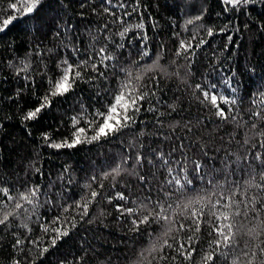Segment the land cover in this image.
<instances>
[{
	"label": "trees",
	"instance_id": "obj_1",
	"mask_svg": "<svg viewBox=\"0 0 264 264\" xmlns=\"http://www.w3.org/2000/svg\"><path fill=\"white\" fill-rule=\"evenodd\" d=\"M8 5L9 0H0V22L17 18L0 31V188L9 189L12 196L37 186L40 192L34 204L21 201L17 215L0 225V264H201L205 253L212 251L206 223L194 234L197 251L190 261L173 249H160L165 240L175 247L172 237L183 242L193 235L176 232L180 223H190L180 215L182 205L210 189L209 179L228 189L238 186L237 200L257 201L234 218L235 252L227 260L218 257L216 264H230L236 256L247 261L244 252H255L254 264H262L264 255L257 245L264 247V193L257 185L264 183L259 175L264 171V148L259 146L264 135H258L264 131V119L252 113L264 115V103H253L264 99V0L235 8L224 0H41L26 16ZM181 41L192 47L184 52ZM100 48L113 56L104 62L107 68L96 55ZM145 50L149 55L141 58ZM89 57L87 70L81 69V77L67 93L49 95L64 61L76 64ZM92 63L98 71L91 69ZM121 69L142 76L137 83L149 98L135 124L89 142L95 126L90 128L88 121L97 110L106 111L124 79ZM198 84L236 101L221 104L226 111L231 109L227 121L202 103ZM45 97L48 103L41 107ZM37 108L41 111L34 118H25ZM78 128L85 132L75 146L52 147L71 142ZM253 153L261 154L262 160ZM138 154L143 157L140 164ZM193 161L202 165L204 182L191 171ZM180 162L185 163L195 192L181 193L167 184V168L175 174ZM118 164L119 175L105 177ZM92 191L99 193L94 199ZM119 193L127 200L119 199ZM84 199L91 203L82 216L76 204ZM155 201L175 209L168 235L164 221L134 229L133 219L147 212L130 216L118 210L120 205L137 208L141 203H148L151 210ZM14 203L8 202V211H16ZM208 219L206 215L204 220ZM57 227L68 234L53 246L57 233L51 229ZM161 255L168 259L161 260Z\"/></svg>",
	"mask_w": 264,
	"mask_h": 264
},
{
	"label": "snow or ice",
	"instance_id": "obj_2",
	"mask_svg": "<svg viewBox=\"0 0 264 264\" xmlns=\"http://www.w3.org/2000/svg\"><path fill=\"white\" fill-rule=\"evenodd\" d=\"M111 3V0H108ZM251 0H224L226 5H229L233 8L239 5H245L250 3ZM41 3V0H9V8L13 11L18 12L21 16H26L35 10V8ZM118 7H125L124 4L118 5ZM107 11V9H105ZM17 17H10L3 19L2 26H0V31H3L7 25H9L14 19ZM199 19V17H197ZM188 23H193V21L189 20ZM137 28H142L143 25H136ZM128 29H125L124 32H121L120 35L123 37ZM208 35H213L212 29H208ZM231 39V37H229ZM205 41L201 40L200 44H204ZM200 45H197L199 47ZM122 47V45H121ZM180 49H183L184 52H187L189 48L192 47L191 43L187 44L184 41L180 42ZM181 53L178 51L177 55ZM96 55L99 57V63L104 65L105 68L108 67L105 64V61H110L113 59V56L107 54L105 48H100ZM149 53L145 50L142 54V57L148 56ZM88 60H82L79 63L73 64L64 61L65 67L62 68V75L58 80H56L51 85V91L49 93L50 96L63 95L67 93L72 84L76 81L77 78H80L82 75L81 69L85 68L89 64ZM91 69L93 71H98V65L96 63L91 64ZM151 70V65L149 69ZM124 73V79H122L119 83L118 88L113 93L112 101L107 105L106 111L97 110L93 114V119L88 121L89 127L95 126V134L90 138L91 140H97L101 137H108L111 134H115L120 132L123 129L129 128L131 125L135 124L136 115L139 113L143 106L144 102L149 98V92L143 91V85L137 83L142 80L141 75L133 76L131 71L127 69H121ZM99 75L103 76L104 73L100 72ZM215 85H211L210 88H215ZM196 88L201 91L203 96L202 103L206 102L211 107L216 109L215 115L224 121L229 119V112L231 109L226 111L221 104H232L234 105L236 101L234 99H229L223 95H218L216 93L211 92L210 90H204L201 85H196ZM235 91V89H233ZM151 95H155L153 92ZM264 96V93L261 94ZM48 103V97H45V104L41 105V107L46 106ZM254 104L264 103V99L260 101H253ZM151 110V109H150ZM41 111V108H37L34 112H29L25 117L26 119H31L36 116V114ZM253 116L264 119V115L260 111H254L252 113ZM235 117H232V120L235 121ZM75 121V118H74ZM78 123V121H75ZM252 128H256L257 125L253 123L251 125ZM85 132L84 128H78L76 132L73 134L74 139L71 142L65 141L62 144H53L52 147H73L76 143L81 141V134ZM258 135H264V131L258 133ZM247 143V142H246ZM260 147L264 148V141L260 142ZM253 156L256 160H262V156L259 153H253ZM162 164L167 166L169 161L163 157V153L160 154ZM143 160V157L139 154L136 157V163L140 164ZM126 162V160H125ZM264 162V161H262ZM193 168L191 171L196 174V178H198L201 182L205 181V175H202V165L193 161ZM168 174L170 179L167 180V184L173 188L174 191L185 192L186 189H191L192 191H196L193 187V180L188 178V170L186 168L185 163H179V171L173 174L172 167H168ZM120 165L118 164L116 168H113L110 173H105V177L108 175H119ZM260 180L264 181V171L260 174ZM95 179V177H93ZM141 181L144 180V177H139ZM207 184L210 185V189L203 190V192H197L194 199H189L187 203L183 204V212L180 213L181 216L184 217L185 220L190 221L187 225L184 223H180L179 227L176 229V232L190 231L193 233L192 236H188L186 241H181L178 237H172L176 240V245L174 247L173 244H169L167 240L164 241V245L161 247L160 251L163 252V248L173 249L177 252V254L185 261H190L193 257V254L197 251L195 247L194 234L200 232L201 225L207 224L211 231L208 233L209 236L213 237L212 240L209 241V246L212 248V251L206 252L202 257L201 264H216L218 257H223L225 260L228 259L229 255L235 252L237 246V231L234 218L239 217L242 213L246 214V211L250 209L251 205L257 203L256 199L253 197H245V200H237L236 196L238 193V186L233 189L226 188L225 185H220L214 183L213 180H207ZM103 187V185H101ZM257 187L264 193V183L258 184ZM40 192L39 187L28 188L25 192H20L18 196H12L7 188H0V195L4 199H0V212L3 214L0 215V225H4L8 222L9 218L17 215L19 209L23 207L21 201H24L28 204H34V198L38 197V193ZM99 193L97 191H92L90 196L92 199L97 197ZM166 196H171L172 193H165ZM118 198L121 200H127V197L123 195V193L117 194ZM83 199V198H82ZM149 202H151V198H148ZM15 201L14 209L16 211H8V202ZM91 203L90 199H84V202L77 203L76 207L82 209L81 215L88 214V205ZM243 205V208L241 207ZM264 206V205H262ZM35 207V205H34ZM176 207H181L177 205ZM207 208V212L205 209ZM118 210L121 212V215L125 213L130 216H135L137 213L147 212V214H142L139 219H133L132 223L134 229L139 228L141 224H149L151 222L164 221L165 224H168L169 227L165 229V235H168L172 232L171 223L174 222L175 209L172 204H165L161 201H155L151 210H149L148 203H141L137 208H125L123 205L118 206ZM208 216L209 219L207 221L204 220L205 216ZM151 218V219H150ZM59 217L57 218V221ZM55 223V221H54ZM27 227V225H24ZM74 226V225H73ZM57 233V236L54 237L51 241L52 245L56 244V241L61 236H66L68 234L67 230L61 231L59 227L51 229ZM45 231H49L48 228H45ZM20 241H17L19 244ZM32 243H36L33 241ZM264 244V241H262ZM214 246V247H213ZM260 253L264 255V247H260ZM226 249V250H225ZM47 248H44L43 251H47ZM155 245L152 247V251H156ZM244 256H249L247 261L241 262L240 257L236 256L230 262V264H254V257L256 256L255 252L252 253H243ZM161 260L168 259L167 255H161ZM175 260V257H172ZM264 264V262H262Z\"/></svg>",
	"mask_w": 264,
	"mask_h": 264
}]
</instances>
